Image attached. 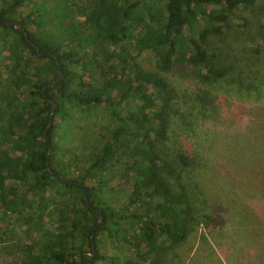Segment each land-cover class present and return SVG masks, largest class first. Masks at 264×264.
Segmentation results:
<instances>
[{"label":"trees","instance_id":"1","mask_svg":"<svg viewBox=\"0 0 264 264\" xmlns=\"http://www.w3.org/2000/svg\"><path fill=\"white\" fill-rule=\"evenodd\" d=\"M10 1L0 0V242L12 264H171L231 197L214 194L225 175L200 127L228 117L233 93L264 99V0H44L71 19L50 43L32 37L44 13ZM99 109L92 145L58 140L68 128L78 141L82 113ZM250 144L263 159L264 140ZM236 150H225L234 163Z\"/></svg>","mask_w":264,"mask_h":264},{"label":"rangeland","instance_id":"2","mask_svg":"<svg viewBox=\"0 0 264 264\" xmlns=\"http://www.w3.org/2000/svg\"><path fill=\"white\" fill-rule=\"evenodd\" d=\"M10 2L6 0L5 5ZM45 2L26 0L28 7L39 8L44 13L43 19L45 18L40 26L31 27L32 37L43 43H50L62 38V32L65 26L70 24L71 19L69 8L56 9ZM1 5L3 4L0 2ZM203 9L208 12L210 7ZM184 16L187 20H194L192 15ZM104 46L106 45L102 41H98L95 43V50H103ZM138 53L136 49L131 52L133 55ZM8 56L5 48L0 50V78L8 70L5 68V64L9 61ZM138 56L145 67L152 66L149 49H144ZM174 79L176 84L183 86L192 87L196 84L194 80L179 78L177 74ZM230 98L232 105L228 108V117L215 123L204 122L200 131L203 137L202 144L205 148L212 145L211 153L215 155V165L226 179L217 181L218 183L213 185V190L217 192L214 194H224V197L222 196L224 200L227 196L231 195V197L225 200L223 211L214 214L216 219L214 225L205 229L200 228L204 233V239L193 238L181 247L177 251L178 256L171 264H264V161H262L264 158L249 157L250 142L256 147L259 139L264 140V99L257 101L253 97L237 96L234 93ZM72 110L75 112L77 109L72 107ZM99 115L105 114L100 113V109L82 113L83 120L79 124L82 129L78 141H75L74 135L68 128L60 133L58 140L67 143L73 141L80 145L83 140L92 145L93 138L96 137V128L100 123ZM261 147L264 149V146ZM229 148L237 149L235 163L232 157L226 156L225 150ZM55 218L56 216L45 218L54 237L60 235L65 228L61 225V221ZM100 239L102 241L103 238ZM102 242L104 243V239ZM0 245L2 248H0V264H12L11 248L5 242H0ZM100 248L101 251L107 250L108 253L112 250L108 244H102Z\"/></svg>","mask_w":264,"mask_h":264},{"label":"water","instance_id":"3","mask_svg":"<svg viewBox=\"0 0 264 264\" xmlns=\"http://www.w3.org/2000/svg\"><path fill=\"white\" fill-rule=\"evenodd\" d=\"M3 23H5V24H7L8 22H6V21H4ZM11 23L12 24H14L16 27H19V25L17 24V23H15V22H13V21H11ZM25 38L27 39V40H29V38H28V36H27V34L25 33ZM32 44H34L33 43V41H30ZM59 81V79L56 81V82H58ZM52 86L54 85V84H51ZM49 146V145H48ZM49 151H50V149H49ZM98 216H100V213H98ZM100 220H101V218H100Z\"/></svg>","mask_w":264,"mask_h":264}]
</instances>
